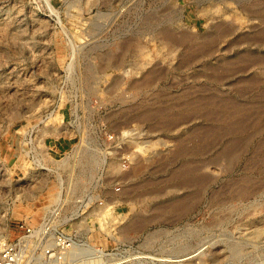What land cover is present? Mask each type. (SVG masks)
I'll return each mask as SVG.
<instances>
[{
    "label": "rangeland",
    "instance_id": "rangeland-1",
    "mask_svg": "<svg viewBox=\"0 0 264 264\" xmlns=\"http://www.w3.org/2000/svg\"><path fill=\"white\" fill-rule=\"evenodd\" d=\"M75 113L142 148L114 180L64 170L72 194L106 199L64 195L66 264L264 258V0H0V232L46 214L57 189L32 180L31 146L61 155L76 138L51 131Z\"/></svg>",
    "mask_w": 264,
    "mask_h": 264
},
{
    "label": "built area",
    "instance_id": "built-area-1",
    "mask_svg": "<svg viewBox=\"0 0 264 264\" xmlns=\"http://www.w3.org/2000/svg\"><path fill=\"white\" fill-rule=\"evenodd\" d=\"M75 114L68 121L69 127L54 126L51 131L54 140L65 138L63 134L66 132L69 133V140L76 138V142L70 144L61 155L57 152V144L47 145L43 138L40 145L36 143L31 146L29 172L32 180H42L45 183L50 176L55 181L52 187L57 190L54 191L52 202L44 207L46 214L40 221L16 223L13 226L12 237L6 232H0V264H66L73 259L74 246L78 244V238L66 234L61 225L55 224L54 214L57 211H76L64 208L66 197L73 198L71 201L83 209H87L95 201L99 205H104L106 199L96 197L89 191L81 192L77 196L72 194L70 185L64 186V170L83 160L91 166L93 176L90 180L100 182L119 177L113 169L124 173L134 165L137 152L142 145L135 147L133 140L136 133L132 128L128 127L125 131L117 133L103 127L97 129L91 125L93 130L92 135H89L87 134L89 130L82 129L79 116ZM98 130H103V134H99ZM72 131L74 133L71 136ZM113 190L120 191L119 181L115 182ZM254 264H264V258L257 259Z\"/></svg>",
    "mask_w": 264,
    "mask_h": 264
},
{
    "label": "bare ground",
    "instance_id": "bare-ground-1",
    "mask_svg": "<svg viewBox=\"0 0 264 264\" xmlns=\"http://www.w3.org/2000/svg\"><path fill=\"white\" fill-rule=\"evenodd\" d=\"M193 254H191V255H188V256H186V257H183L182 259H187L188 257H191ZM181 259V260H182ZM176 260V259H175ZM175 260H173V261H175ZM180 260V259H179Z\"/></svg>",
    "mask_w": 264,
    "mask_h": 264
}]
</instances>
